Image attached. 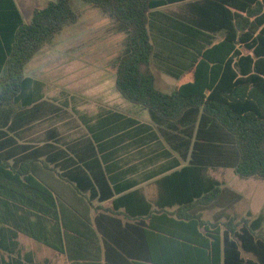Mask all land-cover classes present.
Instances as JSON below:
<instances>
[{"label":"trees","instance_id":"16d2710c","mask_svg":"<svg viewBox=\"0 0 264 264\" xmlns=\"http://www.w3.org/2000/svg\"><path fill=\"white\" fill-rule=\"evenodd\" d=\"M80 1L99 8L126 34L115 72V89L122 98L146 109L159 125L180 122L185 114L192 119L201 111L202 123L210 119L233 138L235 156L222 152L227 155L225 163L239 177L264 180V97L258 95L259 87L248 93L245 89L250 74H255L250 79L264 78L258 70L264 59L260 0H246L252 7L229 0ZM184 1L190 2L184 14L161 11ZM78 18L72 0H54L34 9L31 20L23 23L13 0H0V120L6 111L11 115L7 121L11 135L0 130V223L12 222L28 237L65 254L70 264H101L86 263L100 257L104 264H196L187 261L188 255L207 252L208 264H254L245 261L242 252L264 264V237L256 233L261 216L250 223L229 219L222 236L199 231L206 222L198 215L179 216L178 221L168 217L167 208L178 205L190 210L217 201L227 191L208 174L209 164L200 149L215 144L200 138L199 129L188 165L156 181L153 203L142 189H133L134 182L122 181L132 169L123 166L132 160L135 147L142 145L148 152L160 146L147 125L105 112L80 117L86 134L76 140L71 141L64 128L52 127L23 141L48 105L43 83L27 76L26 66ZM218 31L225 36L213 44L212 34ZM240 47L252 55L241 54ZM154 61L176 79L192 72V82L163 93L155 85ZM192 134L191 127V138ZM166 154L158 153L155 160ZM87 195L122 196L112 201L109 215ZM120 209L130 221L119 217ZM92 210L99 211L93 219ZM48 221L53 222L49 229L54 237L48 233ZM135 229L137 255L132 244ZM96 233L103 245L88 243V249L86 241L89 235L98 239ZM150 235L157 240H150Z\"/></svg>","mask_w":264,"mask_h":264},{"label":"crops","instance_id":"0c3cea01","mask_svg":"<svg viewBox=\"0 0 264 264\" xmlns=\"http://www.w3.org/2000/svg\"><path fill=\"white\" fill-rule=\"evenodd\" d=\"M23 23H27L24 21L23 16L21 14V10L17 4L16 0H13ZM229 2L234 3L235 5H243V6H251L252 4L248 3L246 0H229ZM262 4L264 9V0L259 1ZM189 1H184L182 3H177L173 5L166 6L161 8L162 12L168 14H178V13H186L187 5ZM42 7H32V12L34 9H38ZM264 11V10H263ZM254 18H251V21ZM225 36L224 31H218L215 34H212V43L216 44L223 40ZM241 54L243 55H252V51L245 49L243 47L239 48ZM260 67L258 70L260 75L264 74V59L260 60ZM165 74V73H164ZM167 75V74H166ZM188 75L190 78V83L193 80L192 72H184L182 76ZM252 75L248 76V83L245 86V89L248 91L252 88L256 90V88H260L261 94L260 96L264 97V78L262 79H250ZM169 76V75H168ZM181 76V77H182ZM171 77V76H170ZM256 77V76H254ZM185 83V84H186ZM184 85V84H183ZM172 92V91H171ZM119 94V93H118ZM120 95V94H119ZM253 93V97L259 100V96ZM124 99V98H123ZM125 100V99H124ZM45 101V100H44ZM126 101V100H125ZM46 102V101H45ZM128 102V101H127ZM48 105L43 108L44 111L40 112V117L38 123L42 120L49 119L51 116L57 114L59 107L54 103H48ZM129 103V102H128ZM131 104V103H130ZM134 105V104H132ZM56 108V109H55ZM105 112H113L121 114L125 117L132 118L139 122L140 124H144L150 127L151 132L154 133V137L156 138L154 141L159 142V145L155 150H150L148 152L145 151L146 148L144 146H137L133 149L132 153V160L130 158L127 165L123 166L124 169L132 168L128 175L123 178V182L129 181L134 182L135 186L133 189L140 188L142 189L144 196L153 203L157 199V186L156 181L164 176L169 175L172 172L179 171L181 168L185 167L189 163L190 153H191V146L192 142L195 138L196 132L200 130V138L207 137L213 140V144L215 147H211V149H207L206 147H202L200 152L202 153V159L205 160V163L209 164L208 174L209 176L217 181L220 184L222 189L227 190L224 195L217 201L211 202L206 205L197 204L195 207L191 208L190 210L181 208L178 205H174L173 207L167 208L166 211L168 212V217L177 220L178 217H184L189 214L198 215L201 217L203 221H205V225L200 227L199 231L201 232H219V235L222 236L223 232L226 231V226L224 222L228 221L229 219L240 220L242 218L253 221L258 217H262L261 225L256 233L262 237H264V180L259 177H249V178H242L239 177L233 170L231 165H227L225 163V153L228 151L230 155L233 157L235 156V147L233 138L221 129L217 124H212L210 119H204V122H201L202 112L199 111L195 117L190 119L189 114L183 115L180 122L177 123H166L159 125L155 121L152 120L151 115L149 112L141 106L137 105V112H139V116L136 117L126 115L120 111L106 109L97 112L95 115L89 116L86 114H79V118L85 116L87 118L96 116L98 114H103ZM11 118L10 113L7 111L3 114L2 119L0 120V130L6 131L8 135H11L10 132H7L8 126L10 122H7ZM10 121V120H9ZM36 124V123H35ZM35 124L32 126L30 130H27L23 141L30 140L33 136L41 135L47 130L52 127L61 128V126H51L50 128L44 129L43 131L36 132L35 131ZM80 126L76 125V127L81 128V134H86L84 125L80 119L79 123ZM74 127V126H73ZM192 127V138L190 136V128ZM61 131V129H59ZM71 133H69L70 135ZM78 135L77 137H79ZM72 134L70 135V137ZM27 137V138H26ZM75 138H70L72 140H76ZM167 137H169V141H167ZM206 139V138H205ZM209 139H206L209 141ZM221 139V140H220ZM228 139V143H223L221 141ZM205 140V141H206ZM22 141V142H23ZM20 142V143H22ZM148 145L152 146V142L148 143ZM166 152V156L160 157L155 160V156L158 153ZM167 168L164 172L163 169ZM244 180L246 183V187L242 190L237 188L238 180ZM138 184V185H137ZM261 197H260V196ZM88 197H92V204L95 207H99V211L102 213H106L112 215V201L115 198H118L122 195H87ZM172 195H168L171 197ZM104 197V199H103ZM153 209L155 208L154 205ZM96 210H92L90 212V217L93 219L97 214ZM119 217L123 219V221H130L126 217L122 215V209L118 211ZM137 215V213H136ZM251 218V220H250ZM15 223H18L16 217L13 218ZM51 220V218H48ZM137 223V216L133 219ZM178 221V220H177ZM53 224V222H52ZM49 221L46 223V227L49 230L48 233H52L53 237L55 236L54 233L49 229L52 225ZM95 229L94 226H92ZM134 236L132 237V244H133V253L137 255V229H135ZM98 239L93 235H89V239L86 241V247L89 249L88 243L92 245L98 244L100 247L103 245V241L101 240L100 234L96 233ZM151 238L156 239L155 235H150ZM115 239L119 243H123L124 239L115 237ZM0 241H2V245L4 248H0V264H70V260L67 259L66 255L49 247L46 246L30 237L25 235L24 233L17 230L16 226L11 222L6 224L0 223ZM163 244L167 242V239H162ZM90 245V244H89ZM208 253V252H207ZM207 253H200L198 256L191 254L188 255L187 261L194 262L196 264H208V256ZM164 259H169L168 255L164 251ZM241 257L245 261H249L251 263L256 264L257 260L255 256L249 253L242 252ZM114 258H117L114 255ZM157 258L158 255H157ZM92 259V258H90ZM184 261V260H183ZM79 262V260L77 261ZM80 262H84L81 260ZM99 262L104 264L105 260L103 257L98 258V260L92 259V261H86V263H94ZM137 263V259H136Z\"/></svg>","mask_w":264,"mask_h":264},{"label":"rangeland","instance_id":"374dc122","mask_svg":"<svg viewBox=\"0 0 264 264\" xmlns=\"http://www.w3.org/2000/svg\"><path fill=\"white\" fill-rule=\"evenodd\" d=\"M16 1L28 23L32 7H43L54 0ZM72 6L79 17L77 23L66 27L25 69L27 76L43 83V99L60 109L49 119L37 122L35 131L62 125L64 131L72 134L71 139L82 132L76 127L80 126L77 112L92 116L111 109L136 118L139 116L137 105L125 101L115 89L116 65L125 48L124 30L99 8L80 0H72ZM161 69L154 61L155 85L163 93H170L190 81L188 75L176 79ZM236 183L239 190L246 187L244 180L239 179Z\"/></svg>","mask_w":264,"mask_h":264}]
</instances>
